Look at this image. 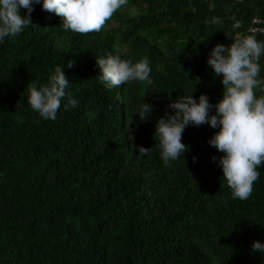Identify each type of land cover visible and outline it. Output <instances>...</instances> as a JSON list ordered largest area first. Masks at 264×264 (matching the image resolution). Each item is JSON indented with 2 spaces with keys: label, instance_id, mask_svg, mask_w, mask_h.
<instances>
[{
  "label": "trees",
  "instance_id": "obj_1",
  "mask_svg": "<svg viewBox=\"0 0 264 264\" xmlns=\"http://www.w3.org/2000/svg\"><path fill=\"white\" fill-rule=\"evenodd\" d=\"M257 14L264 0H126L99 31L77 32L36 3L32 24L0 43V264H264L251 247L264 241V164L241 200L207 142L218 129L186 126L188 150L168 164L154 134L177 96L222 98L210 50L264 40L247 30ZM109 53L148 56L151 82L105 87L96 58ZM59 63L79 103L45 119L28 88ZM141 100L154 106L143 120Z\"/></svg>",
  "mask_w": 264,
  "mask_h": 264
},
{
  "label": "clouds",
  "instance_id": "obj_2",
  "mask_svg": "<svg viewBox=\"0 0 264 264\" xmlns=\"http://www.w3.org/2000/svg\"><path fill=\"white\" fill-rule=\"evenodd\" d=\"M126 0H0V43L5 38H14L32 24L34 5L63 17L65 30L77 32L99 31L113 13ZM27 12L22 14L21 9ZM218 19V18H217ZM264 55V40L254 35L235 38L230 46L216 43L210 50L207 63L221 75L224 86L222 98L213 104L208 94L198 97L192 94L177 96L170 100L171 112L160 116L155 125L159 137L160 155L165 164L177 160L187 150L182 141L186 126L208 123L218 129L208 138V143L223 153L218 159L223 176L235 198L250 197L254 182L259 178L258 166L264 164V94L257 95L258 88L264 90V77L260 76V58ZM100 69L99 80L107 88L128 81L151 82V61L148 56L133 61L120 53L97 56ZM68 61L67 67H71ZM59 63L44 84L32 82L28 88V103L45 119H56L62 100L64 108L76 106L79 101L66 90L70 79ZM153 104L141 100L137 107L139 117L147 119ZM215 109V111H211ZM139 152L147 154L150 148L137 146ZM213 160H217L214 155ZM251 247L264 253V241L254 240Z\"/></svg>",
  "mask_w": 264,
  "mask_h": 264
},
{
  "label": "built area",
  "instance_id": "obj_3",
  "mask_svg": "<svg viewBox=\"0 0 264 264\" xmlns=\"http://www.w3.org/2000/svg\"><path fill=\"white\" fill-rule=\"evenodd\" d=\"M240 22H235V26H238ZM247 30L251 33H259L264 35V15H253L247 24Z\"/></svg>",
  "mask_w": 264,
  "mask_h": 264
}]
</instances>
